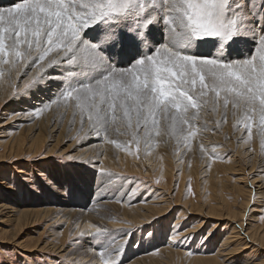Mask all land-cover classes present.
<instances>
[{"label": "snow or ice", "instance_id": "1", "mask_svg": "<svg viewBox=\"0 0 264 264\" xmlns=\"http://www.w3.org/2000/svg\"><path fill=\"white\" fill-rule=\"evenodd\" d=\"M5 71L24 78L13 96L57 81L37 112L73 107L81 130L86 118L137 159L142 142L147 155L161 136L191 151L229 113L243 130L237 143L250 144L255 127L264 153V0H18L0 7V78ZM217 114L210 128L205 117ZM121 251L101 241V264H121Z\"/></svg>", "mask_w": 264, "mask_h": 264}, {"label": "rangeland", "instance_id": "2", "mask_svg": "<svg viewBox=\"0 0 264 264\" xmlns=\"http://www.w3.org/2000/svg\"><path fill=\"white\" fill-rule=\"evenodd\" d=\"M15 1L18 0H3L0 2V7H8ZM5 72L4 77L0 78V202L14 207L18 212L13 215V218L10 217L9 221H5V212H0V262L4 264H94L88 258L82 259L79 253H85L88 247L98 255L101 241L105 245L116 244L114 248L122 249L121 264H131L139 256L157 253L159 247H167L170 243L174 250L187 252L185 257L199 256L202 251L214 254L226 231L238 225L236 220L218 222V229L211 232L216 221L204 219L205 224L192 233V236L188 234L183 239L178 236H181L179 234L183 231L196 227L195 223L198 225V221L203 220V214L197 212L200 209L203 212L208 205L217 204L219 196L224 198L229 208L237 210L240 207L239 204L247 198L245 197L247 194H242L244 197L242 198L241 193L233 188L236 184L246 191L252 190L249 208L254 210L249 213L250 217L248 214L245 216L248 219L243 221L245 227L255 225L261 229L264 228V220L261 219V216H264V192L262 193V188L257 189L264 180V171H261L264 170V153L261 152L260 134L255 127L252 142L238 144L237 141L242 136L243 130L237 131L233 127L234 119L229 113L227 123L221 124L215 132H206L211 136L206 144L202 142L205 139L200 135L197 140H194L196 142H192L193 148L190 152L183 146H179V151L176 149L178 145L175 140L161 136L157 138L159 141L157 148L152 147L147 155L145 152L148 150L142 142L139 159H137L134 155H129L126 151L117 149L115 145L105 142L103 133L96 140H92L93 131L87 119L85 118L81 130L79 111L62 105L64 113L59 121L60 126L58 123L56 135L48 140V133L44 127L45 117H43L44 124L42 123L44 126L16 117L11 105L14 104L16 98L26 92H20L18 96H13V92L17 84L20 88L23 87L24 78L18 79L15 71L12 72L11 77L7 71ZM205 119L210 121L208 126L214 128L213 121L219 119V114L215 117L208 115ZM38 131L41 142H38L39 138H36ZM109 137L119 141L127 139L124 136H117L114 132H110ZM245 139H247L246 136ZM18 142L21 144L19 145ZM198 143L204 145V152H201ZM214 146L215 152L212 151ZM131 147L134 152V145ZM249 148L254 151H248ZM85 150L89 152L85 153ZM103 151H106L108 162L102 165ZM69 156L73 159H66ZM210 156L213 158L210 159ZM118 157L119 159L124 158L118 162ZM154 158L160 159L161 163L169 168L171 174L161 178L159 176L163 168L161 163L155 164L153 168L147 167V162L143 163L144 159ZM181 166L186 171L195 169L190 175H185L181 179L178 176L181 174ZM214 168L215 172L212 173H217L215 182L208 179V175ZM205 169L210 173L204 172ZM258 172L260 175H257ZM242 175L245 178L241 177ZM68 176L74 177L71 183L65 182ZM241 179H243L242 182ZM100 180L108 182L109 186L104 188L105 190L95 191L96 184ZM253 191L257 192L255 204L252 199ZM159 192L163 197L166 195L169 201V204L162 206L169 207L166 213L155 214L156 216L153 214V217L148 219L149 221L132 226L129 222L131 220L124 214L130 212L128 215H131L134 212L127 209L149 202V199L157 197ZM98 194L102 201L109 204L103 206L98 213H93L91 209ZM117 196L119 198L116 199ZM21 203H25V206ZM190 206L193 208L191 209ZM44 207L72 208L81 210L80 213L91 215L94 218L89 220L80 217L66 219L56 210L55 213L48 215L41 214L39 211L21 217L19 225H16L15 219L22 209L38 211ZM85 223L93 227L82 228ZM97 227L106 230L104 236L99 238L95 236ZM148 232L152 235L149 236ZM244 234L243 232L241 238H244ZM30 246L32 249L29 252L23 249ZM60 247H63L64 251H59ZM229 259L231 260L228 264L261 263L262 259L264 261V249L256 247L246 249L235 253ZM162 260L167 263V258L163 257L160 261ZM142 264H149V262H142Z\"/></svg>", "mask_w": 264, "mask_h": 264}, {"label": "bare ground", "instance_id": "3", "mask_svg": "<svg viewBox=\"0 0 264 264\" xmlns=\"http://www.w3.org/2000/svg\"><path fill=\"white\" fill-rule=\"evenodd\" d=\"M3 0H0V2H2ZM6 1V0H5ZM15 2H18V1H15ZM1 4V3H0ZM12 4H9V6H11ZM1 6V5H0ZM6 73V72H5ZM55 75V73H54ZM2 82V81H1ZM57 83V81H46L44 84H42L38 89L36 88H33L29 91H27L25 94H23L22 96H19L18 98H16L14 104H12L11 106H13L12 108L14 109V112H15V115L16 117H19L21 119H28V120H31L35 125H43V120L46 119V124H44L43 126L46 127V132L48 133V137L47 139L50 140L51 138H53L55 135H56V131L58 129V123L59 121H61V117L63 118L62 114L64 113L63 109H62V105H59L57 106L56 104H52L50 108L44 110V111H40V112H37V109H41L44 107L45 104H48L52 99H54L56 97V95L58 94L59 92V89L55 86V84ZM8 91V90H7ZM18 96V95H17ZM67 114V113H66ZM43 117H45L43 119ZM209 119V118H208ZM207 119V120H208ZM64 120V119H63ZM62 120V121H63ZM67 120V119H66ZM214 120V119H213ZM210 122V121H209ZM43 123V124H42ZM65 123V122H64ZM70 124V123H69ZM72 124V123H71ZM59 126H60V123H59ZM68 126V125H67ZM38 127V126H37ZM41 130V129H40ZM39 130V131H40ZM39 131H38V134L36 135V138H39L38 142H41V136L39 135ZM43 131V130H42ZM60 132H61V129H60ZM59 132V133H60ZM43 133V132H42ZM210 135V134H209ZM208 134L203 133L202 134V137L203 139L205 140H201L203 143H207L208 142V139L209 136ZM216 135V134H215ZM218 135V134H217ZM221 136V135H220ZM122 137V136H121ZM35 138V139H36ZM97 136L95 135L94 132L91 133V139L92 140H96ZM8 139V138H7ZM200 139V137H199ZM244 139H245V136H244ZM118 140V139H117ZM197 140V139H196ZM212 140V139H211ZM22 141V140H21ZM213 141V140H212ZM196 142V141H194ZM193 142V143H194ZM210 142V141H209ZM213 143V142H211ZM18 144L20 145L21 142H18ZM176 144V143H175ZM200 144V143H198ZM209 144V143H208ZM107 146V145H106ZM174 146V145H173ZM182 147V146H181ZM157 148V147H156ZM159 148V147H158ZM172 148V147H171ZM193 148V147H192ZM107 149V147H106ZM146 149V148H145ZM155 149V148H154ZM177 149V148H176ZM182 149V148H181ZM184 149V148H183ZM186 149V148H185ZM105 150V149H104ZM101 151V150H100ZM99 151V152H100ZM180 151V150H179ZM185 151V150H184ZM246 151V150H245ZM17 152V151H16ZM35 152V151H34ZM89 150H85V153H88ZM156 152V151H154ZM190 152V151H189ZM101 153V152H100ZM35 154V153H34ZM114 154V153H113ZM185 154V152H184ZM86 155V154H85ZM85 155H81L82 157L85 156ZM108 155V154H107ZM157 155V153H156ZM158 156V155H157ZM189 156V155H188ZM102 165L103 163L105 162H108V158L106 156V151H103V154H102ZM151 157V156H150ZM191 157V156H190ZM202 157V156H200ZM121 158V157H120ZM124 157H122L121 159H119V157L117 158L118 159V162L120 160H122ZM202 159V158H201ZM131 160V159H130ZM141 160V159H140ZM139 160V161H140ZM145 161H143V163H146L147 162V167L150 168V166L153 168V166H155V164H158V163H161L160 159L158 158H154V159H144ZM116 161V160H115ZM114 161V162H115ZM122 163V161H121ZM129 163V161H128ZM135 163V162H134ZM141 163V164H143ZM182 163V162H181ZM184 163V162H183ZM113 164V163H112ZM116 164V163H115ZM127 164V163H126ZM139 164V163H138ZM192 164V162L190 163V165ZM194 164V163H193ZM201 164V163H200ZM117 165V164H116ZM182 165V164H181ZM118 166V165H117ZM130 166V165H129ZM140 166V165H139ZM143 166V165H142ZM158 166V165H156ZM160 166V164H159ZM161 166L163 168H161L160 172H159V176L162 178L164 176H166L167 174H171L170 173V170H168L169 168L166 167V165L164 163H161ZM185 166V165H183ZM183 166H181V174L178 175L181 179L185 176V175H190L193 170L191 169H188V171H186ZM192 166V165H191ZM134 168H136L135 166H133ZM195 167V166H194ZM203 167V166H202ZM252 167V166H251ZM131 168V167H130ZM186 168V167H185ZM241 168V167H240ZM137 169V168H136ZM212 169V168H211ZM230 169V168H229ZM133 170V169H132ZM232 170V169H231ZM243 170V169H242ZM252 170V169H251ZM191 171V172H190ZM208 171V172H207ZM205 169L204 172L206 173H210L209 170ZM212 172H215V168L214 170L212 171L211 170V173L210 175H208V179H210V181H216L217 179V173H212ZM234 172V170H233ZM43 173V172H42ZM205 173V174H206ZM31 175V174H30ZM47 175V174H46ZM241 175V174H240ZM241 177L245 178L244 175H242ZM260 177H258L259 179ZM262 178V176H261ZM35 179V178H34ZM100 179V178H99ZM239 179V178H238ZM240 182V180H238ZM250 180V179H249ZM255 180V179H254ZM41 181V180H40ZM214 181V182H215ZM243 181V179H241V182ZM248 181V180H247ZM6 182V181H5ZM38 182V181H37ZM208 182V181H207ZM252 182V181H251ZM254 182V181H253ZM219 183V182H218ZM261 185L257 187V189H263L262 193L264 192V182L261 181ZM182 184V183H181ZM4 185V184H3ZM97 187L95 189L98 190V189H101L102 190H105L104 188H106L107 186H109V183L106 182V181H101L98 182L97 184ZM164 185V184H163ZM245 185V184H244ZM229 186V185H228ZM237 186V187H236ZM235 187H233L234 189H236V191L238 193H241V197L244 198L242 196V194H247V197L243 202H241L239 204V208H237V210H233L231 208H229L227 206V202L224 200L223 197L219 196L218 198V203L215 204V205H208L206 207V209L202 212H200L199 210V207H198V212L196 210V212L198 214H203V220H199L198 221V225L197 223L196 224V227L192 230H186V231H183L182 234H179L181 236H178V237H182L181 239L185 238L184 236L188 235V234H192L194 232H196L198 229H200L202 227V225L205 224V221L204 219H214L216 222H215V225L213 226L211 232H214V229L217 228V226L219 227L218 225V222H222V221H225V222H232L234 220H236V223L238 225L234 226L231 228L230 231H226V233L224 234L223 238L221 239L220 241V245L218 246V249L217 251H215L214 254H210L208 251H202V254H200L199 256H189V257H185V255L187 254V252L185 253V251L183 250H174L172 248V246L170 244H168L167 247H159V249L157 250V253L154 252V253H151V254H148V255H143V256H139L137 257L134 261H132L131 264H139L142 262H149V264H170V263H177V264H182L183 262L187 263V264H228V262H230V260L232 259H229L231 256H233L235 253H238V252H241L243 250H246V249H255L256 248H259V249H264V228L261 229V227L259 226H251L247 224V228L245 227L246 225H244L243 221H245L244 219H247V217H245L247 214H248V217H250V214L251 212H253L254 209H251L249 208L250 206V197H251V192L252 190H244L242 189V187H238V185L236 184ZM254 186V185H253ZM211 187V186H210ZM251 187V186H250ZM255 187V186H254ZM15 188V187H14ZM245 188V186L243 187ZM248 188V187H247ZM35 189V188H34ZM253 189V188H252ZM226 191V190H225ZM257 191V190H256ZM100 192V191H98ZM125 192V191H124ZM178 192V191H177ZM254 192V191H253ZM257 193V192H256ZM8 194V193H7ZM63 194V192H62ZM95 194V193H94ZM166 194V193H165ZM163 194V195H165ZM220 194V193H219ZM260 194V192H259ZM118 195V194H117ZM221 195V194H220ZM119 196V195H118ZM116 197L119 198V197ZM166 196V195H165ZM163 197L160 192H159V195H157V197H152L150 198L149 202H146L144 204H142L141 206H138V207H129L127 210H130V211H133L134 213H132L131 215H128L129 213H125L124 216H127L131 221H129L132 226L133 225H136V224H140V223H145L146 221H149L148 219L149 218H152L153 214L155 215H161V214H164L166 213L167 209L169 207H162V206H165V204H169V201H167L166 197ZM212 196V195H211ZM11 197V196H10ZM27 197V196H26ZM121 197V196H120ZM96 198V196H95ZM108 202H105V201H102V198H100V195L98 194L97 196V200L96 202H94L93 204V208L91 209L93 213H98L99 210L101 208H103V206H106ZM233 203V202H232ZM18 204V203H17ZM22 205H24L25 203H21ZM109 204V203H108ZM235 204V202H234ZM36 205V204H35ZM115 205V204H114ZM231 205V204H230ZM25 206V205H24ZM108 206V205H107ZM238 206V205H237ZM113 207V206H111ZM116 207V206H114ZM190 208L192 209L193 206H190ZM116 209V208H114ZM55 210L61 215V216H64L66 219H69L71 217H80V218H85V220H89L91 218H94L93 216L91 215H88V214H85V213H80L81 210H75V209H70V208H66V207H63L61 209H53V208H47V207H44L43 209L41 208L40 210L38 211H35V210H27V208H25V210L22 209V211L19 212V216L15 219V222H16V225L18 224L19 225V220H21L20 218L25 216L26 214L28 213H36V212H39L42 214H49V213H52L54 212L55 213ZM188 211V210H187ZM0 212H5V217H6V220L5 221H9L11 218L10 217H14L13 215H15L18 211L17 209H15L14 207L8 205V204H5V203H2L0 202ZM123 212V211H122ZM188 213V212H187ZM191 213V212H189ZM246 213V214H245ZM196 214V213H195ZM201 214V215H202ZM155 215V216H156ZM181 217V216H180ZM183 217V215H182ZM126 220V219H124ZM248 220V219H247ZM246 220V221H247ZM180 221V220H179ZM88 222V221H86ZM217 223V224H216ZM124 224H126L124 222ZM234 224V223H233ZM119 225V224H118ZM122 225V224H121ZM226 226H228L226 224ZM225 226V227H226ZM233 226V225H232ZM81 227V226H80ZM79 227V228H80ZM89 227H93L91 224H88V223H85L84 225H82V228H88ZM118 227V226H117ZM130 227V226H129ZM77 228V227H76ZM78 228V229H79ZM128 228V227H127ZM238 228H240L238 230ZM77 229V230H78ZM93 229V228H92ZM218 229V228H217ZM237 230V231H236ZM124 231V230H123ZM77 232V231H76ZM243 232L245 233L244 234V238H241V236L243 235ZM192 236V235H191ZM188 237V236H187ZM243 237V236H242ZM80 238V237H79ZM171 238L173 239L174 237L171 235ZM170 238V239H171ZM77 239V238H76ZM169 239V240H170ZM171 239V240H172ZM185 240V239H184ZM175 242V241H174ZM173 242V243H174ZM114 245L116 244H113L112 246L115 247ZM250 246V247H249ZM56 247V246H55ZM59 247V246H58ZM57 247V248H58ZM63 247H60V250L59 251H64V249H62ZM181 248V246H180ZM207 248V247H206ZM23 249H25L26 251H30L32 249V246L30 247H24ZM51 249H52V246H51ZM55 250V248H53ZM241 249V250H240ZM34 250V249H33ZM86 252L81 254L79 253L80 255L79 256H82V259H85V258H88L89 261L93 262L94 264H98L100 262V259H99V256L96 254L97 252H94L92 251L91 248H88L86 247ZM200 252V251H199ZM253 252V251H252ZM201 253V252H200ZM73 254V253H72ZM78 255V254H77ZM95 255V256H93ZM254 256V255H253ZM167 258V263L165 262V260L163 261H160L162 258ZM182 258V259H181ZM175 259H178L179 261L175 260ZM184 259V260H183ZM247 261V260H246ZM250 261V260H249ZM259 261V260H258ZM262 261V262H261ZM260 262L261 263H249V264H264V261L263 259L261 260ZM234 262V260L232 261V263ZM101 264V263H100ZM244 264H246L244 262Z\"/></svg>", "mask_w": 264, "mask_h": 264}]
</instances>
